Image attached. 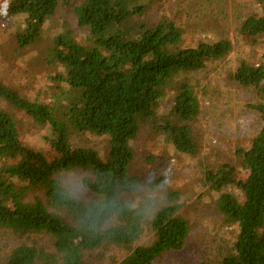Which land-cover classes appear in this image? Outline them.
<instances>
[{"label": "trees", "instance_id": "16d2710c", "mask_svg": "<svg viewBox=\"0 0 264 264\" xmlns=\"http://www.w3.org/2000/svg\"><path fill=\"white\" fill-rule=\"evenodd\" d=\"M162 1L8 0L22 51L41 45L49 23L63 11L71 10L88 36L68 28L45 52L46 64L57 71L53 81L59 91L51 101H32L0 81V99L47 129L30 145L14 115L0 109V229L21 238H53L52 248L21 244L6 264H86L90 255L114 264H161L186 247L191 227L179 215L184 208L179 190L133 196L142 185L131 171L133 144L152 123L177 153L198 156L193 124L201 105L190 82L180 78L226 59L233 43L221 38L186 44L178 16L150 18L154 3ZM243 1L253 13L240 35L262 54L257 62L242 60L230 80L257 88L261 102L251 109L263 127L249 147L237 150L242 168L225 163L203 173L225 221L237 226L221 264H264V0ZM166 103L168 115H161ZM79 134L105 138V155L75 147L72 139ZM77 171L87 173L81 185L91 194L88 200L63 185L64 175ZM150 187L164 188L166 180ZM145 229L153 241L140 245Z\"/></svg>", "mask_w": 264, "mask_h": 264}, {"label": "rangeland", "instance_id": "374dc122", "mask_svg": "<svg viewBox=\"0 0 264 264\" xmlns=\"http://www.w3.org/2000/svg\"><path fill=\"white\" fill-rule=\"evenodd\" d=\"M7 9L8 0H1L0 81L32 101H51L59 91L53 81L57 71L46 64L45 52L53 44L55 36L68 28L76 30L81 38H86L88 33L77 25L71 10L63 11L49 23L41 45L22 51L17 43V23L8 18ZM252 13L249 4L243 0H163L155 2L150 10L152 20H158L162 15L178 16L188 45L195 46L200 41L214 42L221 38L233 43V51L226 59L212 62L205 69L180 78L190 82L201 105L200 119L193 124L200 148L198 156L177 153L152 123L143 126L133 144L135 158L131 171L142 179L140 189L133 196L161 197L169 190H179L184 205L179 215L191 227L186 247L167 255L161 264H221L236 241L237 226L228 225L225 221L218 210L216 195L203 184V173L207 167L225 163L242 168L237 150L249 147L263 127L259 113L251 109L252 105L261 102L257 88L240 87L230 80V75L242 60L257 62L262 54L261 48L246 41L239 32L242 22ZM169 107V103L164 104L160 114L168 115ZM0 109L14 115L23 138L30 145L39 142L47 132L46 128L34 124L2 99ZM72 144L93 148L103 156L107 150V140L94 135H75ZM86 175L77 171L63 177L64 187L81 200L91 197L81 185ZM160 178L166 180V187L151 189L150 183ZM153 237V233L145 229L139 244L148 245ZM23 243L52 248L53 238L49 235L21 238L11 231L0 229V264H6L11 253ZM86 264L114 262L90 255Z\"/></svg>", "mask_w": 264, "mask_h": 264}]
</instances>
